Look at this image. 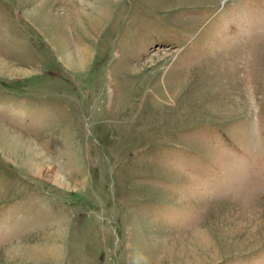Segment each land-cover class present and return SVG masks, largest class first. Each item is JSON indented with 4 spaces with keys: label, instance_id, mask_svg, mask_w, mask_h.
Returning <instances> with one entry per match:
<instances>
[{
    "label": "rangeland",
    "instance_id": "374dc122",
    "mask_svg": "<svg viewBox=\"0 0 264 264\" xmlns=\"http://www.w3.org/2000/svg\"><path fill=\"white\" fill-rule=\"evenodd\" d=\"M0 264H264V0H0Z\"/></svg>",
    "mask_w": 264,
    "mask_h": 264
},
{
    "label": "bare ground",
    "instance_id": "6f19581e",
    "mask_svg": "<svg viewBox=\"0 0 264 264\" xmlns=\"http://www.w3.org/2000/svg\"><path fill=\"white\" fill-rule=\"evenodd\" d=\"M100 1V0H99ZM97 11V12H96ZM95 11V13L94 14H92L91 16H89L90 18H88V21H91L92 23H94V26L96 25V24H98V22H100V11L102 12V9L100 10L99 8H97V10ZM94 12V11H93ZM62 50V49H61ZM64 53L66 54H64V56H63V58L67 61V62H72V63H77V61H84V56H82L79 60H77L78 58V54H77V59L75 58V59H73V57H75V56H72L71 57V55H70V52L68 53H66V49L64 50ZM80 55V54H79ZM82 55V54H81ZM62 58V59H63ZM76 60V61H75ZM70 67H72V66H70Z\"/></svg>",
    "mask_w": 264,
    "mask_h": 264
},
{
    "label": "crops",
    "instance_id": "0c3cea01",
    "mask_svg": "<svg viewBox=\"0 0 264 264\" xmlns=\"http://www.w3.org/2000/svg\"><path fill=\"white\" fill-rule=\"evenodd\" d=\"M5 93H6V92H5ZM5 96H6L7 98L9 97V99L12 98V96H11L10 94H8V93L5 94ZM22 99L26 100V98H22ZM24 100H23V101H24Z\"/></svg>",
    "mask_w": 264,
    "mask_h": 264
}]
</instances>
